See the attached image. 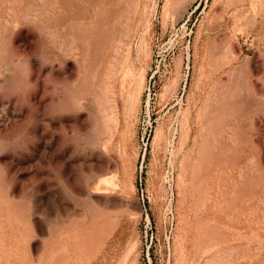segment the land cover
<instances>
[{
	"label": "rangeland",
	"instance_id": "1",
	"mask_svg": "<svg viewBox=\"0 0 264 264\" xmlns=\"http://www.w3.org/2000/svg\"><path fill=\"white\" fill-rule=\"evenodd\" d=\"M27 13L79 46L32 61V109L0 100V137L30 139L0 156V264H264V0H0V29ZM77 81L114 126L73 157L86 114L48 112ZM81 166L74 205L57 180L84 195Z\"/></svg>",
	"mask_w": 264,
	"mask_h": 264
},
{
	"label": "clouds",
	"instance_id": "2",
	"mask_svg": "<svg viewBox=\"0 0 264 264\" xmlns=\"http://www.w3.org/2000/svg\"><path fill=\"white\" fill-rule=\"evenodd\" d=\"M21 27H28L38 37L34 42L35 47L27 54L20 53L13 46V36ZM78 46V40L69 39L53 26L43 23L34 13L25 14L14 30L5 32L0 29V100H14L18 111L24 108L32 109L31 96L37 91L30 83L32 61L35 60L40 69L52 66L54 60H59L62 64L69 60L76 62L74 57ZM64 87L68 93L69 107L54 105L50 108L48 116L55 119L57 116L78 117L82 113L86 114L85 127L71 138V143L75 147L73 157L87 156L101 150L102 145L110 138L114 126L106 111L107 106L102 107L95 98L90 101L80 87L79 81ZM260 114H264V106L256 108V116ZM29 140L26 134L0 137V156L25 150ZM76 171L77 182L85 194L78 195L67 183L57 180L64 197L74 205L73 197L86 202L94 201L91 198L93 194L91 189L96 182V174L85 171L83 166ZM9 176L8 168L0 164V189L9 187Z\"/></svg>",
	"mask_w": 264,
	"mask_h": 264
},
{
	"label": "bare ground",
	"instance_id": "3",
	"mask_svg": "<svg viewBox=\"0 0 264 264\" xmlns=\"http://www.w3.org/2000/svg\"><path fill=\"white\" fill-rule=\"evenodd\" d=\"M243 9V8H242ZM130 71V70H129ZM128 72V71H127ZM104 79V78H103ZM105 80V79H104ZM102 82V81H101ZM105 85H108L109 86V84H107V82H106V84ZM104 88H105V86H104ZM107 89V88H106ZM103 91V90H102ZM107 91V90H106ZM106 91H105V97H106ZM103 94V93H102ZM104 99V98H103ZM109 98H107V100H108ZM104 100H106V99H104ZM103 101V100H102ZM108 101H110V100H108ZM101 103V102H100ZM103 104H104V102H102ZM106 103V102H105ZM101 105V104H100ZM106 106H107V103H106ZM110 107V106H109ZM114 106H111L110 107V109L111 108H113ZM107 110V109H106ZM108 112V111H107ZM112 113H114V112H112ZM111 113V114H112ZM109 114V113H108ZM221 247H222V245H221ZM220 248V247H219ZM223 248V247H222ZM205 250H207V249H205ZM208 250H209V248H208ZM219 251V250H218ZM220 251H223V249L222 250H220Z\"/></svg>",
	"mask_w": 264,
	"mask_h": 264
}]
</instances>
